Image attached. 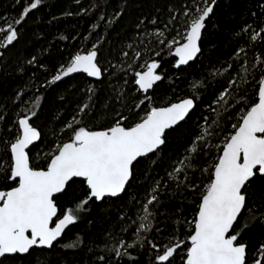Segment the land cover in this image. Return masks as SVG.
<instances>
[{
	"label": "snow or ice",
	"instance_id": "1",
	"mask_svg": "<svg viewBox=\"0 0 264 264\" xmlns=\"http://www.w3.org/2000/svg\"><path fill=\"white\" fill-rule=\"evenodd\" d=\"M41 3L0 17V70ZM126 5L64 15L99 10L109 33ZM222 6L233 0H166L116 39H92L93 23L86 44L66 58L61 50L50 74L35 54L16 62L21 80L30 69L47 75L37 81L32 71L11 108L0 104V264H53L58 246L86 251L89 264H264V0L231 29L213 22ZM221 34L227 57L185 74L203 67ZM77 73L84 81L68 83L56 114L41 120L40 90ZM77 93L83 99L65 117L63 102ZM97 223L106 225L98 234ZM78 224L87 232L65 241Z\"/></svg>",
	"mask_w": 264,
	"mask_h": 264
},
{
	"label": "trees",
	"instance_id": "2",
	"mask_svg": "<svg viewBox=\"0 0 264 264\" xmlns=\"http://www.w3.org/2000/svg\"><path fill=\"white\" fill-rule=\"evenodd\" d=\"M29 2L30 0H20V4H16L15 0H0V17H18L22 7ZM255 2L256 0H233L231 9L225 11L223 6L217 9V15L213 22L218 20L223 28L231 29L235 27L237 22L241 21V19H247V7L254 5ZM94 3H99L101 5V10L109 14L118 5L125 6V0H80L79 5L76 3V0H42L41 5L28 14L26 20L19 26V41L14 42L6 52L5 62L9 66L8 71L4 72L0 70V104L7 103L9 108H11L10 98L14 90L22 86L24 82L28 80V76L32 71L36 72L37 81L42 80L45 75H47L43 73L42 70L30 69L29 73L21 80L20 77L12 73V68L18 60L29 58L30 55L35 54L41 57L42 62L48 67V74H50L54 71L59 62H63L55 58L61 50H63V55L66 58L68 53L74 52L77 47L86 44L80 37L87 35L88 32L91 31V24L99 23L100 25V27L95 30V33H93L92 39H95L96 34L109 35L112 39H116L115 33L122 31L125 27H129L130 29L131 23L141 11H151L155 4H159L162 7L166 3V0H127V11L125 16L117 25L112 26L109 33L105 32V22L98 20L99 10L84 16L64 15V13L68 11L73 13L79 11L81 6L88 8ZM229 13H232L235 18H231ZM53 17H56V19H53ZM2 23L3 21H0V24ZM61 35L69 36V39L60 40L59 37ZM72 36H77L78 38L73 40L71 39ZM49 45H53V47L49 48ZM105 48H107V45H105ZM44 49L51 51L53 56H42L41 53ZM229 51L230 48L226 46L225 35L221 34L219 36V47L214 51H206L205 56L202 58L203 67L197 65L192 69L185 70V74L193 71L206 72L210 60L215 62L220 57L226 58ZM260 51L264 52V48H261ZM249 55L251 57L252 53H249ZM166 67H168V65H166ZM217 67H219V65H217ZM84 79L85 77L83 74H76L73 78L66 79L64 82H59L48 90L41 89L40 91L44 95L41 105L42 111L40 113L41 120H51L56 114L57 109L61 107V104L55 103L56 97L67 87L68 83L81 84ZM183 87L184 84L181 82L180 88L183 89ZM162 90L166 91L167 89L162 86ZM209 90H211V85H209ZM103 95V91L98 93L99 97H103ZM80 99H83L82 94L77 93L75 95H68L67 100L63 102V108L65 109L63 115L65 117L72 113L75 103ZM205 102H210L209 95L205 96ZM189 123L191 125V121ZM137 191L139 194L142 193L144 189L141 188ZM173 203L175 204V201ZM105 226L104 224L97 223L92 231L98 234L100 229ZM78 232H87L86 225L78 224L76 226H70V229L66 231L64 240L70 241ZM52 260L53 264H89L90 257L87 255L86 251H63L58 246L55 253L52 254Z\"/></svg>",
	"mask_w": 264,
	"mask_h": 264
},
{
	"label": "water",
	"instance_id": "3",
	"mask_svg": "<svg viewBox=\"0 0 264 264\" xmlns=\"http://www.w3.org/2000/svg\"><path fill=\"white\" fill-rule=\"evenodd\" d=\"M77 74H82V73H77ZM76 75V74H73V76ZM84 75V74H83Z\"/></svg>",
	"mask_w": 264,
	"mask_h": 264
}]
</instances>
